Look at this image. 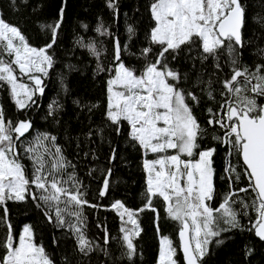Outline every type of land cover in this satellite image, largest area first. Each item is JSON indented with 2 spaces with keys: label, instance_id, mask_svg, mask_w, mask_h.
Returning a JSON list of instances; mask_svg holds the SVG:
<instances>
[{
  "label": "snow or ice",
  "instance_id": "6c2138e0",
  "mask_svg": "<svg viewBox=\"0 0 264 264\" xmlns=\"http://www.w3.org/2000/svg\"><path fill=\"white\" fill-rule=\"evenodd\" d=\"M106 4L114 11L117 8L116 0H106ZM150 11L155 26L149 39L152 44L161 46L155 62L146 64L138 73L121 61V45L117 40L114 59L120 62L114 69L98 65V71L113 73L106 82L107 119L116 125L117 134L122 122H127L130 138L139 144L145 155L155 154L154 159L143 161L146 172L144 207L131 210L116 200L111 208L121 217L120 232L127 249L124 255L131 260L137 253L134 238L142 231L137 217L150 209L159 219L153 198H162L168 217L181 225L179 238L185 264H202L212 239L240 226L233 208L237 202L233 197L240 192L255 194L250 205L242 199L240 203L244 209L251 207L256 212L252 227L256 236L264 240V104L257 103L258 97H264V64L255 65L254 70L239 66L237 46L243 47L242 29L246 23L243 0H152ZM63 15L61 8L60 18L54 24L42 26L51 31V41L39 48L29 43L18 26L6 22L0 15V85L8 86L20 110L34 104L36 93L44 91L41 76H47L53 66L49 49L56 43ZM259 22L264 24V17H260ZM96 31L107 34L102 23ZM127 31L134 34L131 26ZM194 45L202 49L204 60L209 56L217 57L222 48H227L232 57V74L222 82L225 91L221 95L226 97L220 105L222 114H215V119L208 123L226 129L223 137L214 138L228 146V157L235 155L242 160L248 185L232 188L241 174L229 160L225 168L229 191L217 207L211 204L216 194L212 159L216 148L200 150L198 138L204 130L190 104L199 103V98L180 87L181 73L170 67L166 56L172 53L174 60L183 47L191 49ZM86 47L99 58L95 44ZM151 51V47H146L142 55L146 57ZM216 68H220L219 63ZM25 77L31 83L26 82ZM208 96L214 98L211 90ZM208 111L211 113L212 109ZM31 128V121L21 120L14 124L6 120L0 106V206L4 213L0 221L7 227V234L0 242L4 249L0 264H54L43 244L36 242L30 225H26L17 238L8 221L7 201L24 202L29 197L37 207L44 206L50 223L54 218L58 227H67L73 232L78 250L87 256L94 248L84 231L83 208L98 205L86 199L85 186L75 171L68 172L75 166L66 159L54 135L40 134L25 147L27 158L32 162L31 176L26 174L17 141ZM169 150H174L173 154H168ZM111 159H115L114 152ZM111 171L109 168L104 174L99 190L101 197L109 191ZM222 224L226 227H221ZM105 243H108L107 235ZM176 253L173 241L161 236L157 264H177Z\"/></svg>",
  "mask_w": 264,
  "mask_h": 264
},
{
  "label": "trees",
  "instance_id": "16d2710c",
  "mask_svg": "<svg viewBox=\"0 0 264 264\" xmlns=\"http://www.w3.org/2000/svg\"><path fill=\"white\" fill-rule=\"evenodd\" d=\"M151 2L116 0L117 8L114 11L107 7L106 0H0V15L6 22L18 26L29 43L37 48L51 41V31L42 26L54 24L60 18L61 8L64 10L56 43L49 49L54 63L47 76H41L44 91L42 94L36 93L33 97L35 103L23 110L18 109L8 86L0 85V106L6 120L15 124L22 118L32 123L29 132L17 141L26 174L31 176L32 162L27 158L25 147L40 134L54 135L66 159L75 166L74 169L69 168L68 172L75 171L85 186L86 199L98 205L83 208L86 219L84 231L94 248L85 256L78 250L75 235L69 228L58 227L54 218L53 222L48 221L44 206L37 207L30 197L24 202L7 201V218L14 236L18 238L23 224L28 221L36 240L43 243L55 264H157L160 235L170 237L177 248L176 256L180 264H184L178 245L181 225L168 217L162 198H153L159 219L157 213L150 209L139 213L137 219L142 231L139 237L134 238L137 253L131 260L124 255L127 249L122 240L123 233L120 232L121 217L111 208L116 200L131 210L144 207L146 172L143 168L144 150L130 138L127 122H122L117 134L116 125L107 119L106 82L113 73L98 71V65L114 69L120 62L114 59L117 40L121 45V61L138 73L144 70L146 64L155 62L161 46L152 44L149 39L155 24L150 11ZM243 3L246 23L242 29L243 47L237 46L239 66L254 70L255 65L264 64V24L259 22V18L264 17V0H243ZM101 23L107 29L105 35L96 31ZM130 26L134 34L127 31ZM88 44L96 45L99 58L86 47ZM146 47H151L152 51L145 57L142 50ZM172 55L166 54L170 67L181 73L180 87L199 98V103L190 104L204 130L198 138L200 150L216 148L212 158L216 194L211 204L217 207L229 191L228 173L225 172L229 160L236 172L241 174L240 180L235 181L232 188L248 185V179L243 175L242 160L235 155L228 157V146L214 138L223 137L226 129L208 123L210 119H215V114H222L220 105L226 99L221 95L225 91L222 82L232 74V57L227 48H222L217 57L209 56L204 60L202 49L195 45L191 49L183 47L174 60ZM217 63L219 69L216 68ZM24 79L27 81L26 77ZM209 90L214 98H209ZM257 103H264V97H258ZM209 108L212 109L211 113ZM113 152L115 159H111ZM109 168L112 170L110 188L101 197L99 190ZM254 197L251 191L240 192L233 197L237 201L233 208L238 214L240 226L213 238L202 264H264V240L256 236L252 227L257 214L251 207L244 209L240 203L242 199L250 205ZM3 214V207L0 206V216ZM72 219L75 222V218ZM221 227L226 225L222 224ZM6 234L7 227L0 221V242ZM217 240L222 242L217 243ZM3 252L4 249L0 247V255Z\"/></svg>",
  "mask_w": 264,
  "mask_h": 264
},
{
  "label": "rangeland",
  "instance_id": "374dc122",
  "mask_svg": "<svg viewBox=\"0 0 264 264\" xmlns=\"http://www.w3.org/2000/svg\"><path fill=\"white\" fill-rule=\"evenodd\" d=\"M154 26H155V24H154ZM153 26V27H154ZM26 82H28V83H31V81H26ZM20 120L19 121H21V120H24V119H22V118H19ZM206 149H208V148H206ZM206 149H203V150H206ZM173 151L174 150H169V153L168 154H173ZM155 158V154H152V153H148L147 155H145V153H144V159H149V160H151V159H154ZM26 225H30V223L27 221V222H25L24 224H23V226H22V228H21V231H20V233L22 232V230H23V228L26 226ZM31 226V225H30ZM32 227V226H31ZM33 229V228H32ZM19 233V234H20ZM35 234V233H34ZM19 236V235H18ZM161 236H167V235H160L159 236V238L161 239ZM169 237V236H168ZM170 238V237H169ZM35 240H36V236H35ZM36 242L38 243V244H43L41 241H37L36 240ZM44 246V245H43ZM175 246V245H174ZM51 257V256H50ZM175 259L177 260V264H180V262H179V259L177 258V256L175 257ZM54 261V260H53ZM158 262V261H157ZM55 264V263H54Z\"/></svg>",
  "mask_w": 264,
  "mask_h": 264
},
{
  "label": "water",
  "instance_id": "95a60500",
  "mask_svg": "<svg viewBox=\"0 0 264 264\" xmlns=\"http://www.w3.org/2000/svg\"><path fill=\"white\" fill-rule=\"evenodd\" d=\"M262 104H264V103H262ZM180 230V229H179ZM255 231V230H254ZM178 245H179V251H180V253H181V256H182V260H183V263L185 264V262H184V256H183V252H182V250H181V247H180V238H179V232H178Z\"/></svg>",
  "mask_w": 264,
  "mask_h": 264
}]
</instances>
